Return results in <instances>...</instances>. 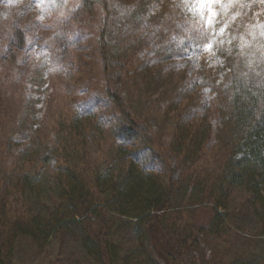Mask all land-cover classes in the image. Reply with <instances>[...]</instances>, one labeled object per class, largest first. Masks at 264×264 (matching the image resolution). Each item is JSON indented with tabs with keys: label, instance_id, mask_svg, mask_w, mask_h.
<instances>
[{
	"label": "rangeland",
	"instance_id": "1",
	"mask_svg": "<svg viewBox=\"0 0 264 264\" xmlns=\"http://www.w3.org/2000/svg\"><path fill=\"white\" fill-rule=\"evenodd\" d=\"M83 1L0 0V161H12L27 144L45 143L59 118L76 116L78 102L103 95L98 40L104 14L98 5L86 11ZM110 3L115 58L127 67L126 88L136 117L151 126L158 143L169 142L171 125L181 115L178 93L193 94L186 110L204 116L234 75L259 76L262 71L264 0H150L136 18L133 0ZM20 31L27 35L22 48ZM112 142L107 135L89 143L90 155L113 161ZM219 153L209 151L202 167L220 165ZM152 161L148 164L156 165ZM113 165L120 178L126 174L121 158ZM158 170L155 175L163 181L164 170ZM47 171L27 194L31 212L43 219L61 204V184ZM247 197L242 189L233 192L224 238L211 244L208 264H264V238ZM111 220L113 241L122 255L131 254L138 246L135 220ZM210 220L208 212H201L196 222ZM14 264L93 263L77 238L60 233L49 238L45 253L21 239Z\"/></svg>",
	"mask_w": 264,
	"mask_h": 264
},
{
	"label": "trees",
	"instance_id": "2",
	"mask_svg": "<svg viewBox=\"0 0 264 264\" xmlns=\"http://www.w3.org/2000/svg\"><path fill=\"white\" fill-rule=\"evenodd\" d=\"M93 2L85 0L83 7L100 6L104 14L98 40L103 95L78 102L76 116L59 118L45 143L32 142L12 161H0V264H14L21 239L45 253L49 238L60 233L77 238L93 264H208L239 189L264 238V66L259 76L234 75L204 116L186 110L193 94L178 93L181 115L171 125L169 142L158 143L151 126L136 117L127 67L115 58L110 0ZM149 3L133 0L132 16ZM18 38L22 48L27 35L20 31ZM107 135L116 155L96 161L89 143ZM219 149L220 165L202 167L209 151ZM117 157L127 164L121 178L114 172ZM157 169L164 170L163 181ZM47 170L61 184V204L43 219L31 212L27 194ZM201 212L210 215L208 224H197ZM112 216L135 220L138 246L131 254L122 255L113 241Z\"/></svg>",
	"mask_w": 264,
	"mask_h": 264
},
{
	"label": "snow or ice",
	"instance_id": "3",
	"mask_svg": "<svg viewBox=\"0 0 264 264\" xmlns=\"http://www.w3.org/2000/svg\"><path fill=\"white\" fill-rule=\"evenodd\" d=\"M205 3H218L219 0H204Z\"/></svg>",
	"mask_w": 264,
	"mask_h": 264
}]
</instances>
